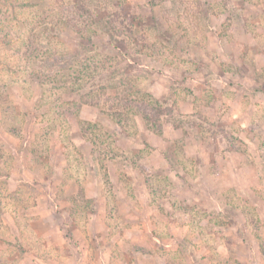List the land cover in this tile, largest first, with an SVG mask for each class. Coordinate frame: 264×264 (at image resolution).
I'll return each instance as SVG.
<instances>
[{"label": "rangeland", "instance_id": "374dc122", "mask_svg": "<svg viewBox=\"0 0 264 264\" xmlns=\"http://www.w3.org/2000/svg\"><path fill=\"white\" fill-rule=\"evenodd\" d=\"M82 1L0 0V264H264V0Z\"/></svg>", "mask_w": 264, "mask_h": 264}, {"label": "trees", "instance_id": "16d2710c", "mask_svg": "<svg viewBox=\"0 0 264 264\" xmlns=\"http://www.w3.org/2000/svg\"><path fill=\"white\" fill-rule=\"evenodd\" d=\"M79 2H83L82 0H79ZM123 54V58L126 57V53H122ZM71 59L70 61H68L67 63H63V67L64 69L67 68L69 69V71L71 70V67L69 65H74L77 64L79 65L80 69H77L79 71H76L77 73H79L78 76H76L75 80L79 81V76L80 75H85L86 72H88V75L90 76V79H95L96 77H100L98 79V81H100L101 83H104L103 81L106 79L102 72H99V66L97 65V58H95L94 56L90 57V58H94L96 59L95 61L92 62L93 59L88 60V61H83L80 60V57L78 56H70ZM120 64L119 62L116 63V65ZM88 65V66H87ZM102 68L105 69V64H102ZM72 73H74L75 71H71ZM97 74L96 76L93 75ZM52 74V72L50 73ZM71 76V75H70ZM70 78V77H69ZM81 78V77H80ZM73 83V80H71ZM77 83V82H76ZM89 84V82H88ZM102 89L104 90V94L106 93L107 95V86H105L104 84L102 85ZM74 91V90H73ZM91 92V91H90ZM117 95L116 97H110L107 98L110 101L113 100L114 104H111L109 107L113 110L111 112V116L116 120L117 124L122 125L123 124V120L122 117L123 116V109H128L129 112L132 113V115L134 116H139L141 118V120L145 121L146 123H149L151 125H156L157 123H159V119L161 118L162 115L166 114V113H173L172 109H168L163 111L162 107L163 105L156 100L152 95L146 93L144 94L145 98L141 101H137L135 99H128L127 95H121L120 93L116 92ZM91 96H93V94H87V97L90 98ZM117 99V101H115ZM101 101V100H100ZM97 105H99L97 103ZM1 169V168H0Z\"/></svg>", "mask_w": 264, "mask_h": 264}]
</instances>
